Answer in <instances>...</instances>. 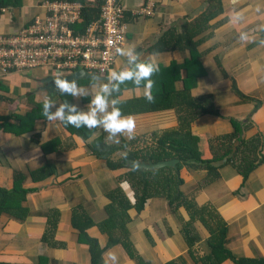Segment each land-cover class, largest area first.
Wrapping results in <instances>:
<instances>
[{
    "label": "crops",
    "instance_id": "obj_1",
    "mask_svg": "<svg viewBox=\"0 0 264 264\" xmlns=\"http://www.w3.org/2000/svg\"><path fill=\"white\" fill-rule=\"evenodd\" d=\"M44 0H10L0 13V36L11 35L27 26L33 17H42ZM124 8L126 24L125 45H135L141 58L152 56L159 65L189 59L187 50L149 52L163 32L173 26L178 30L183 21L190 22L206 8V0H120ZM13 3H16L13 5ZM151 5L152 14H140ZM259 6L260 13L255 12ZM247 10L245 21L239 25L229 23L233 10ZM264 21V0H220L217 12L203 30L194 38L198 41L197 61L203 73L196 77L190 88L192 95L210 94L216 114L197 116L190 127L198 138L200 158L211 157L209 145L215 150L216 137L233 131L230 120L240 123L242 138L255 135L261 140L263 162L251 170L244 181L230 166L218 170L219 177L202 186L193 198L197 206L208 204L225 224L223 247L235 258H264V47L257 44L241 45L237 40L240 30L252 32ZM124 59L117 57L112 70L122 67ZM185 73L180 70L181 76ZM47 66L29 70L0 73V188L13 186V173L20 172L24 188H36L21 203L27 209L23 220L8 214L0 215V262L6 264H90L88 246L79 244L76 230L71 228V211L81 206L89 217L98 223L106 218L105 206L109 204L106 193L117 187L132 202L129 185L120 180L127 169L110 170L104 160L96 158L89 145L92 136L99 137L101 129L88 140H82L61 126L60 121L48 122L42 116V100L48 96L45 79L54 76ZM235 88L249 98L243 99L231 89ZM91 83V82H90ZM90 83H81L88 87ZM142 96L141 89L123 88L119 99ZM54 102L61 99L58 92L51 95ZM90 97H81L73 103L87 110ZM257 100V101H256ZM38 101H40L38 103ZM261 101V102H259ZM36 111L32 123L24 116ZM38 113V114H37ZM136 122V137L127 141L140 143L150 133L172 127L175 114L171 109L128 114ZM244 128V129H243ZM106 137V133H105ZM125 141L124 137H119ZM56 141V143H54ZM110 142V141H109ZM223 143V142H222ZM218 150V149H217ZM116 151L114 159L122 156ZM51 164L54 172L39 182H32L29 173ZM183 194L193 193L205 172L183 168L180 171ZM50 210L57 212L53 237L48 243L41 240ZM187 220L186 212L177 213ZM129 239L136 254L149 264H163L173 260L175 264H194L187 253L186 244L178 232L176 216L169 212L164 199L150 198L143 210L130 212ZM204 236L193 246L198 257L207 255L209 248ZM102 244L108 240L96 226L88 230ZM169 233V234H167ZM114 253L116 261L110 259ZM102 258L106 264H137L118 244L106 249ZM195 264H201L196 262ZM220 264H233L224 260Z\"/></svg>",
    "mask_w": 264,
    "mask_h": 264
},
{
    "label": "trees",
    "instance_id": "obj_2",
    "mask_svg": "<svg viewBox=\"0 0 264 264\" xmlns=\"http://www.w3.org/2000/svg\"><path fill=\"white\" fill-rule=\"evenodd\" d=\"M76 1V0H71ZM82 1V0H79ZM207 6L204 11L190 22L183 21L179 24L178 30L171 26L167 28L158 38L157 42L149 48V52L187 50L189 59L181 64L170 62L169 65L160 66V72L153 77L156 81L153 94L155 102L148 103L142 96L129 99H120L119 105L125 115L159 111L171 109L175 114V124L172 127L156 130L150 133L149 137L132 143L121 141L119 145L108 142L105 143V133L100 132L99 137L92 142L89 147L91 153L98 159L104 160L110 170L121 168L127 171L120 176V180L126 182L130 188L132 202L121 187L110 190L106 193L109 204L105 206L106 218L95 223L84 209L79 206L71 211V228L76 230L78 243L88 246L90 253V264H105L102 254L106 249L120 244L131 259L137 264H149L138 256L132 247L129 239L128 226L131 223L130 212L139 214L145 202L150 198L164 199L170 213H176L182 208L188 219L181 221V235L187 247V253L195 264H220L224 260H230L233 264H264V258H233L223 247L225 224L217 215L215 210L208 204L197 206L193 195L202 186L207 185L219 177L218 170L224 166L232 167L240 176L242 181L247 174L258 164L263 162L261 157V140L257 135L250 138L240 136V123L230 120L233 131L229 135L216 137L219 141L217 148L209 145L211 157L201 159L198 150V138L191 134V124L197 116L205 113L216 114L217 110L213 106L210 94L192 95L190 88L195 85L196 77L203 73L202 67L197 61L199 56L196 46L198 41L193 38L203 30L217 12L220 11V0H206ZM10 0H0V7L5 8ZM16 3H13V5ZM98 8L86 7L82 11V22L75 26V29L83 30L91 21L97 19ZM184 69L183 76L180 70ZM78 84L90 83L91 78L76 79ZM231 83V89L238 97L249 98L241 94ZM131 85L122 86L123 88ZM121 92L118 94L120 95ZM61 102L69 100L73 103L72 97H67L58 93ZM257 101V100H256ZM261 102V101H259ZM39 106H42L39 105ZM38 114V113H37ZM36 111L24 116L25 121L32 123L36 117ZM44 118V117H43ZM61 126L71 134H76L82 140H88L97 129H77L71 125ZM244 129V128H243ZM223 142V143H222ZM56 143V141L54 142ZM127 144V149L124 145ZM218 149V150H217ZM119 150L127 151L128 159L123 156L114 159L112 155ZM176 159L173 167L166 166L156 170H141L133 168L132 164L138 162L156 163ZM183 168L204 171V177L199 182L193 193L183 194L179 190L183 179L180 177V170ZM54 167L45 164L29 173L32 182H39L51 176ZM23 175L15 171L13 173V186L10 189L0 188V215L8 214L19 220L26 216L27 209L21 205L28 193L34 192L36 188H24L22 186ZM57 222V212L50 210L46 217V226L41 240L48 243L53 237V232ZM197 223L205 232V242L209 248L207 255L198 257L195 255L193 246L200 240L192 224ZM96 226L101 234H106L108 240L105 244L100 243L98 237L90 236L88 230ZM169 234V233H167ZM0 264H6L0 262ZM163 264H175L173 260Z\"/></svg>",
    "mask_w": 264,
    "mask_h": 264
},
{
    "label": "built area",
    "instance_id": "obj_3",
    "mask_svg": "<svg viewBox=\"0 0 264 264\" xmlns=\"http://www.w3.org/2000/svg\"><path fill=\"white\" fill-rule=\"evenodd\" d=\"M42 6V17H33L16 33L0 36V73L47 66L59 75L84 70L107 76L118 57L115 49L124 46L126 39L120 0H44ZM88 6L98 8L97 19L83 30L75 29ZM140 14L150 16L151 5Z\"/></svg>",
    "mask_w": 264,
    "mask_h": 264
},
{
    "label": "clouds",
    "instance_id": "obj_4",
    "mask_svg": "<svg viewBox=\"0 0 264 264\" xmlns=\"http://www.w3.org/2000/svg\"><path fill=\"white\" fill-rule=\"evenodd\" d=\"M246 11V9H234L228 16L229 23L242 24L246 19ZM260 11V7L257 6L255 12L260 13ZM237 40L241 45L251 43L264 47V21L257 24L252 32L240 30ZM115 54L124 59L123 66L111 70L106 78L92 76L87 88L79 85L75 78L67 79L59 74L52 76L54 90L61 95L72 97L76 101H79L81 97H90L86 106L87 110L81 109L78 103H72L67 99L56 103L48 95L42 100V116L48 122L60 121L64 125H71L77 129L99 128L106 133V144L110 141L119 145L121 136L126 141L134 140L136 122L131 115H125L122 112L119 107L122 101L118 94L122 86L131 85L141 89L145 101L154 103L156 98L153 91L156 81L153 77L160 72V66L152 56L141 58L135 50V45L132 44L117 47ZM91 139L95 140L97 137L92 136ZM124 148L127 149V144ZM122 156L127 160V151H124ZM132 166L135 167L134 162ZM109 256L113 262L116 261L114 253H110Z\"/></svg>",
    "mask_w": 264,
    "mask_h": 264
},
{
    "label": "water",
    "instance_id": "obj_5",
    "mask_svg": "<svg viewBox=\"0 0 264 264\" xmlns=\"http://www.w3.org/2000/svg\"><path fill=\"white\" fill-rule=\"evenodd\" d=\"M60 76L62 77H66L67 79H87V78H91L92 76H96L94 74L88 73L84 70H77L76 72H72L69 74H61ZM98 77H102V76H98ZM106 78V76H104ZM52 76H49L47 79H45V86L44 89L47 91L48 95H53L56 93V91L54 90V87L52 85ZM177 162L176 159H171V160H166V161H159L156 163H151V162H138L135 163V168L137 169H141V170H156L162 167H166V166H170L173 167L174 164Z\"/></svg>",
    "mask_w": 264,
    "mask_h": 264
},
{
    "label": "rangeland",
    "instance_id": "obj_6",
    "mask_svg": "<svg viewBox=\"0 0 264 264\" xmlns=\"http://www.w3.org/2000/svg\"><path fill=\"white\" fill-rule=\"evenodd\" d=\"M187 168H185V170H186ZM182 170V169H181ZM180 170V171H181ZM179 171V172H180ZM181 173V172H180ZM181 177V176H180ZM179 218L181 219V221L183 222L184 220H182V218L180 217V216H176V220H177V223H178V232L180 233V235H181V232H180V229H181V223L179 222ZM186 221V220H185ZM192 227L194 228V230H195V232L197 233V235H198V238H199V236H200V238L202 239L203 237L202 236H204L203 235V233H201V230H200V234H199V231H198V227H197V223H194V224H192ZM181 237H182V235H181ZM183 238V237H182Z\"/></svg>",
    "mask_w": 264,
    "mask_h": 264
}]
</instances>
